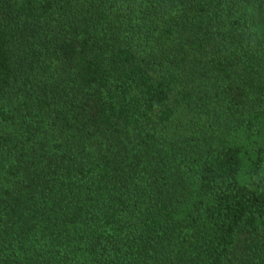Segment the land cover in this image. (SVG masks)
Returning <instances> with one entry per match:
<instances>
[{
    "label": "trees",
    "instance_id": "16d2710c",
    "mask_svg": "<svg viewBox=\"0 0 264 264\" xmlns=\"http://www.w3.org/2000/svg\"><path fill=\"white\" fill-rule=\"evenodd\" d=\"M0 264H264V0H0Z\"/></svg>",
    "mask_w": 264,
    "mask_h": 264
}]
</instances>
